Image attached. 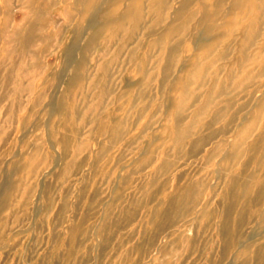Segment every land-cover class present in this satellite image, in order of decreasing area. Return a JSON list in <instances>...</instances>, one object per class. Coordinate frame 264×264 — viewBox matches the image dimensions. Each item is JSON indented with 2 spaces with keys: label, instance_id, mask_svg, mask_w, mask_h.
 Listing matches in <instances>:
<instances>
[{
  "label": "rangeland",
  "instance_id": "rangeland-1",
  "mask_svg": "<svg viewBox=\"0 0 264 264\" xmlns=\"http://www.w3.org/2000/svg\"><path fill=\"white\" fill-rule=\"evenodd\" d=\"M75 1L0 0V264H264V0Z\"/></svg>",
  "mask_w": 264,
  "mask_h": 264
},
{
  "label": "bare ground",
  "instance_id": "bare-ground-1",
  "mask_svg": "<svg viewBox=\"0 0 264 264\" xmlns=\"http://www.w3.org/2000/svg\"><path fill=\"white\" fill-rule=\"evenodd\" d=\"M36 0H29V2L31 3V6H29V10L31 11V15L32 14H34L35 12H36V9H35V7L32 5L34 2H35ZM81 0H76L73 4V6H72V9L69 7V5H64L63 7H62V12H63V14H64V18L66 19V21L67 20H69V21H71V12H72V10H77L78 12H82L81 11V8H83L84 7V4H83V2H80ZM124 5V4H123ZM105 13V14H104ZM106 13H107V15H106ZM130 14V12L129 11H122V13L120 14V16H114V14L111 12V13H108V11H104L103 12V14H104V19H105V21L103 22V21H101L100 23L99 22H95L94 23V25L91 27V31H92V33H93V35L95 34V32H96V30H97V27L99 26V25H102V24H108V23H110L112 20H116V19H118V22L116 23V29H119L120 27L122 28L123 27V25H124V21H125V17L127 16V14ZM128 14V15H129ZM27 17H29V16H27ZM27 21V20H26ZM26 26V24H24V23H22V24H20L19 26H17V28H16V33L19 35V37H22L23 38V41H24V45H26L25 43H27L28 42V39H27V37H26V35H28V34H26L25 32H24V30H23V27H25ZM27 27H28V25H27ZM29 28L31 29V25H29ZM77 26H75V28H73L74 30L73 31H75L76 30V32H77ZM76 32H75V34H73V37H75V35H76ZM90 31H88V33H89ZM41 37L43 38V39H47V38H50L47 34H43V35H41ZM85 39H86V37H85ZM89 42H90V40L88 41V42H86V46L89 44ZM23 45V44H22ZM24 45H23V47H24ZM70 46V45H69ZM25 47H27V45L25 46ZM24 50V49H23ZM23 54L25 55L26 54V52H23Z\"/></svg>",
  "mask_w": 264,
  "mask_h": 264
}]
</instances>
